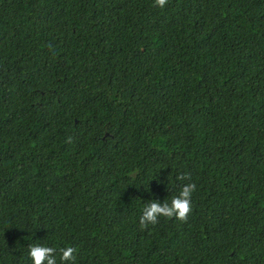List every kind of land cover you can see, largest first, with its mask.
I'll use <instances>...</instances> for the list:
<instances>
[{
  "label": "trees",
  "instance_id": "trees-1",
  "mask_svg": "<svg viewBox=\"0 0 264 264\" xmlns=\"http://www.w3.org/2000/svg\"><path fill=\"white\" fill-rule=\"evenodd\" d=\"M34 244L264 264V0H0V264Z\"/></svg>",
  "mask_w": 264,
  "mask_h": 264
},
{
  "label": "clouds",
  "instance_id": "clouds-1",
  "mask_svg": "<svg viewBox=\"0 0 264 264\" xmlns=\"http://www.w3.org/2000/svg\"><path fill=\"white\" fill-rule=\"evenodd\" d=\"M165 0H155L158 7H163ZM194 189L192 183L183 184L178 193L171 197L168 202H157L155 199H150L149 203L145 204L141 209L139 223H155L158 217H176L184 219L190 210V195ZM57 250L53 247L43 244H34L28 248L27 255L31 260V264H57V258L54 253ZM61 261L72 260V247H64L59 249Z\"/></svg>",
  "mask_w": 264,
  "mask_h": 264
}]
</instances>
